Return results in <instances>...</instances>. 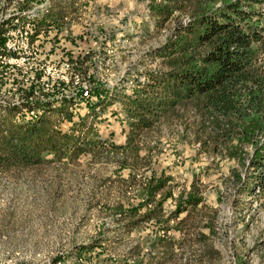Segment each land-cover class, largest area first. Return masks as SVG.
<instances>
[{
	"label": "rangeland",
	"instance_id": "rangeland-1",
	"mask_svg": "<svg viewBox=\"0 0 264 264\" xmlns=\"http://www.w3.org/2000/svg\"><path fill=\"white\" fill-rule=\"evenodd\" d=\"M227 1L74 0L70 26L31 42L34 26L20 17L62 0H0V29L12 19L0 38V99L72 96L75 121L104 100L95 108L94 152L0 171V264H264V196L244 184L251 143L232 156L225 147L239 149L238 137L224 142L211 131L195 99L178 100L140 130L122 103L140 75L144 83L178 59L162 56V46ZM260 51L264 62V44ZM158 178L166 184L154 202L127 214ZM193 188L202 201L175 216L178 198Z\"/></svg>",
	"mask_w": 264,
	"mask_h": 264
},
{
	"label": "trees",
	"instance_id": "trees-1",
	"mask_svg": "<svg viewBox=\"0 0 264 264\" xmlns=\"http://www.w3.org/2000/svg\"><path fill=\"white\" fill-rule=\"evenodd\" d=\"M73 4L74 0H62V6L55 9L50 6L22 15V25L31 22L34 26L28 35L30 41L52 26H70L67 24L76 11ZM253 5H264V0L227 1L225 6L194 16L188 26L182 27L178 41L161 47L162 56L180 54L177 60H172V67L159 76L149 74L144 83L136 80L139 87L134 89V96L124 94L122 103L133 119L130 124L140 130L152 126L154 118L178 100H197L202 122L208 123L211 131H220L224 142L238 137L239 149L234 145L225 147L232 156L241 158L245 144L251 143L253 151L248 160L251 171L244 184L250 194L257 190L258 195L264 196V62L260 57L264 8ZM11 20L2 25L0 38L5 32L3 27ZM26 98L16 102L0 99V171L73 161L97 149L98 142L93 139L98 118L95 108L104 100L91 105L90 111L75 121L70 109L75 97L64 96L57 101ZM24 112L33 115H23ZM64 121H72L68 130L61 128ZM153 182L147 184L145 202L126 208L127 214L135 216L140 207H149L154 202L166 182L161 178ZM201 201L197 188L185 197L180 195L175 216ZM156 204L161 205V201ZM144 214L146 219L153 218L152 209L148 208Z\"/></svg>",
	"mask_w": 264,
	"mask_h": 264
},
{
	"label": "built area",
	"instance_id": "built-area-1",
	"mask_svg": "<svg viewBox=\"0 0 264 264\" xmlns=\"http://www.w3.org/2000/svg\"><path fill=\"white\" fill-rule=\"evenodd\" d=\"M30 32H31V30H30ZM28 34V31L27 30H25V35H27ZM27 37V36H26ZM14 48V47H13ZM144 80V77L142 76V75H140V77H138V80L137 81H141L142 82V80Z\"/></svg>",
	"mask_w": 264,
	"mask_h": 264
}]
</instances>
